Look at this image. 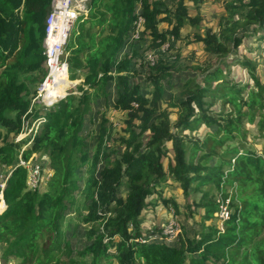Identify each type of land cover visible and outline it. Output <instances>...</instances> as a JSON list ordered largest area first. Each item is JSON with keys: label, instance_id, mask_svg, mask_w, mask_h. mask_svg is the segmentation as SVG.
<instances>
[{"label": "trees", "instance_id": "16d2710c", "mask_svg": "<svg viewBox=\"0 0 264 264\" xmlns=\"http://www.w3.org/2000/svg\"><path fill=\"white\" fill-rule=\"evenodd\" d=\"M51 1L0 0V139L1 128L6 129L0 169L11 173L0 180V198L2 194L6 206L0 213L1 260L264 264V150L259 153L249 147L244 128L245 119L255 123L264 139V82L255 75L256 64L249 57L254 48L245 46L251 38L264 41V0H224L226 16L219 31L188 37L189 44H203V51L218 59L246 47L247 53L237 62L248 71L255 88L239 87L226 79L220 67L205 66L201 81L188 79L166 106L164 81L171 77L173 65L162 56L149 62L142 88L138 82L142 75L133 68L137 52L130 41L135 22L144 19L142 30L155 51L170 39L181 40L186 27L200 30L202 16H193L186 0H172L170 7L162 0H91L88 15L76 21L65 47L70 80L83 82L77 93L45 114L40 133L21 154L30 140L11 139L21 132L23 117L31 123L42 115L32 102L47 75L43 43ZM126 46L129 51L124 52ZM111 85L116 91L113 108L125 114L127 135L114 138L113 126L103 116L91 154L82 135L86 118L102 96L108 107ZM201 128V136L193 135ZM43 153H48L47 167L53 172L49 189L28 190V170L17 166V158L21 155L23 161L36 163L34 156ZM212 159L215 164H210ZM104 161L109 165L100 169ZM79 182L82 190L76 198ZM171 182L186 198L201 193L197 207H207L201 202L211 190L205 187L211 185L225 201L231 187L238 202L234 204L231 196L223 231L202 224L193 237L180 234L173 244L159 238L142 242L150 232L159 236L163 230L151 231L140 224L143 212L153 204L150 198L158 195L161 203L177 208L172 198L162 195ZM70 206L78 223L88 225L92 242L75 254L61 229ZM212 216L207 208L205 218Z\"/></svg>", "mask_w": 264, "mask_h": 264}, {"label": "rangeland", "instance_id": "374dc122", "mask_svg": "<svg viewBox=\"0 0 264 264\" xmlns=\"http://www.w3.org/2000/svg\"><path fill=\"white\" fill-rule=\"evenodd\" d=\"M162 1L167 7H170L172 0ZM186 2L188 3V7L193 16H196L197 14H200L202 16L203 21L201 22L200 30L193 29L191 27H186L182 30L181 40L170 39L164 46L155 51L150 48L151 42L149 41L148 37L145 35L142 29L140 30L141 32L137 38H132L131 36L130 41L132 42V46L137 52V57L133 60V68L137 69V71H139V73H141L142 75L138 78V82H140L142 88H146V85L143 82V74L145 72L147 64L149 62L152 63L151 58H153L155 61L157 57L161 56L164 59H168L170 61V64L173 65L171 70V77L164 81L167 93V99L163 103L164 106L168 104L170 96L179 95L180 89L188 79L195 78L201 81V78L203 77V74L201 73V68H204L205 66L211 67V70L220 67L226 79L228 81L234 80L239 87L249 85L250 88H255L254 81L252 80L248 71L242 68L237 62V60H241L244 57L245 53H247L246 47H242L238 52H234L227 58L218 59L205 53L203 51V44L188 43L190 39L188 37L196 33L204 36V34L208 30L212 32L219 31V22L222 18L226 16L224 0H186ZM87 15L88 13L84 16L86 17ZM261 45L262 47L264 46V41H257V39L251 38L248 39L247 45L245 46H250V48H254L253 54L249 55V57H251L256 64L255 75L258 76L262 82H264V47H260ZM127 51H129L128 46H126L124 49V52ZM68 79L66 78L68 82H72L74 85L73 87H70L67 90V94L77 93V88L80 84H82L83 79L70 80L69 76ZM40 85L41 83L38 84L37 88L35 89V97L38 94V89ZM108 92L111 93L109 98L110 103H108V107H106V105L104 104L105 98L102 96L98 99V101L92 104L91 110L89 111V114L86 118V123L82 135L85 139V148L87 152L91 154L94 153L97 146L98 133L103 116L108 119L109 125L113 126L111 133L114 138H118L120 135H127L124 131L126 128V125L124 123L126 119L125 114L117 112L113 108L114 101L116 98V91L112 87V85L110 86ZM63 99H57V103H59ZM32 108H34V110H40L39 112L42 114L41 116H43L46 109V107H44L42 104H38L36 102H32ZM51 108H49L48 111ZM215 108L219 109V106L217 105L215 106ZM171 116L175 119L176 113L173 112ZM244 122V128L247 130V141L249 142V147L253 148L259 153L262 152L264 150V139L259 135L257 126L255 125V123H248L246 119L244 120ZM203 128H201V130H199L197 133H193V135L197 134L201 136L204 132ZM5 131V128H1L2 137L0 139V146L4 145V142H6V139H4ZM11 140L16 142L14 138ZM28 146H26V148ZM119 149L121 150V148ZM34 157L35 161L33 162L41 164L45 172L50 170L47 167L49 166L50 160L48 153H43ZM19 159L20 155L18 156L16 163L19 161ZM215 163L216 159H212L210 161V164ZM106 165H109V163H107V161H104L100 164L99 167L100 169H102ZM85 171L86 167H84L83 169V172ZM7 172L9 174L10 169H0V180L2 179V177L7 175ZM79 174L82 175L83 173ZM46 177H49V174H47ZM47 180L48 179H46L45 184L41 186L39 190L40 192L49 189L50 183ZM171 183L172 185L170 187L167 186L163 189L162 195L166 198H172L177 208L173 204L166 206L161 203V198L158 195L150 198V201H152L153 204L148 209H145V211L143 212V218L141 219L140 223L144 228H151V231H154L155 228H164L169 222L173 221L178 223V225L180 226L182 230L180 234H187L191 237H193V235L196 233V231L200 228L202 224L206 228L213 227L223 231V221L219 217L220 212L225 208H228V210L231 211L228 206L231 196H233L232 201L234 202V204L238 202L236 201V199H234L235 191L231 187L227 188V191L229 193L227 201L222 198L220 192H218L216 189H212L211 185L205 187V190H211L208 199L201 202L202 204H206L207 207H197L196 204H200L199 200L202 196L201 193H193L190 197L186 198L184 197L179 186H177L176 183ZM78 185L79 189L74 192L76 198H79L80 191L82 190V183L79 182ZM1 204L2 199L0 198V205ZM217 204L219 205L218 210H216ZM232 206L233 205H231V207ZM68 208L69 209H67L65 212V223L63 222L61 229L64 231L67 239L71 241L75 254L77 249L83 248L85 245L91 244L92 242L88 239L86 233L87 229L89 228L88 225H85L84 223L80 222L78 223V220H76V218L74 217L76 211L71 206ZM207 208H209V210L213 212V216L206 219L205 215ZM150 234L152 233L150 232ZM0 264H19V262L12 259L4 263L1 260L0 252Z\"/></svg>", "mask_w": 264, "mask_h": 264}, {"label": "built area", "instance_id": "2783aa9c", "mask_svg": "<svg viewBox=\"0 0 264 264\" xmlns=\"http://www.w3.org/2000/svg\"><path fill=\"white\" fill-rule=\"evenodd\" d=\"M90 1L91 0H52L51 1L50 9L45 20L46 35L43 43L44 55L46 58L47 75L38 89L37 96L33 100L34 103L36 102L38 104H42L44 107H46V109L43 116L34 119L31 123L29 120L23 117L22 130L16 137L15 139L16 142L29 139L30 141H28V145L31 144L34 137L38 133H40L42 125L46 122L45 114L48 112V109L53 107L58 102L56 101L52 106L47 104V99H48L47 95L49 92L48 89L53 88L55 85H57L56 82L57 74H60L65 71L67 73V76H69L65 47L67 45L72 28L76 23V21L81 16L89 12ZM143 23H144L143 18H139L135 22V28L132 33V38L138 37V35L141 32L140 30L142 29ZM151 60L153 63L154 59L151 58ZM31 110L32 109H30L28 113H30ZM26 146L23 147L21 154L26 149ZM17 166H24L28 170V178H27L28 190L33 191L40 189L41 186L45 184V180L46 179L50 180V178L53 176V172L50 170L45 172L41 164L27 163L23 161L21 155ZM47 174H49V177H46ZM4 186H5L4 183L1 184L2 188ZM228 216H229V212L226 208L223 209L219 215L222 221L228 218ZM181 231L182 230L178 225V223L171 221L163 228L162 233L159 236L149 234L147 239L142 238L141 241L147 242L159 238L160 240L171 243L178 239Z\"/></svg>", "mask_w": 264, "mask_h": 264}, {"label": "bare ground", "instance_id": "6f19581e", "mask_svg": "<svg viewBox=\"0 0 264 264\" xmlns=\"http://www.w3.org/2000/svg\"><path fill=\"white\" fill-rule=\"evenodd\" d=\"M66 78L68 79V76L65 71L60 74H57V85H55L53 88L48 89L49 92L47 95V104H49L50 106H52L56 101H58L57 99H62L66 95L67 90L70 87H73L74 84L72 82H68Z\"/></svg>", "mask_w": 264, "mask_h": 264}, {"label": "water", "instance_id": "95a60500", "mask_svg": "<svg viewBox=\"0 0 264 264\" xmlns=\"http://www.w3.org/2000/svg\"><path fill=\"white\" fill-rule=\"evenodd\" d=\"M68 95H69V94L66 93V95H65L63 98H65V97L68 96ZM63 98H62V99H63ZM3 188H4V187H3ZM1 198H2V204H3V208H2V210H1V212H2V211H4V210L6 209V206H5V203H4L3 195H2V194H1ZM1 212H0V213H1Z\"/></svg>", "mask_w": 264, "mask_h": 264}, {"label": "crops", "instance_id": "0c3cea01", "mask_svg": "<svg viewBox=\"0 0 264 264\" xmlns=\"http://www.w3.org/2000/svg\"><path fill=\"white\" fill-rule=\"evenodd\" d=\"M144 228V227H143ZM145 229H148V228H145Z\"/></svg>", "mask_w": 264, "mask_h": 264}, {"label": "clouds", "instance_id": "9594fccd", "mask_svg": "<svg viewBox=\"0 0 264 264\" xmlns=\"http://www.w3.org/2000/svg\"><path fill=\"white\" fill-rule=\"evenodd\" d=\"M82 17V16H81Z\"/></svg>", "mask_w": 264, "mask_h": 264}]
</instances>
